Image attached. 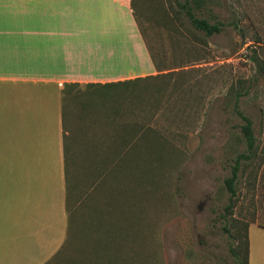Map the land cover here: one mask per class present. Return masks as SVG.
<instances>
[{
    "label": "rangeland",
    "instance_id": "1",
    "mask_svg": "<svg viewBox=\"0 0 264 264\" xmlns=\"http://www.w3.org/2000/svg\"><path fill=\"white\" fill-rule=\"evenodd\" d=\"M185 3L222 31L195 30ZM131 8L155 79L66 94L68 228L49 264H236L232 251L242 259L246 237L264 245V72L252 60L264 68V0H131ZM237 95L256 148L227 212L224 180L247 154Z\"/></svg>",
    "mask_w": 264,
    "mask_h": 264
},
{
    "label": "crops",
    "instance_id": "2",
    "mask_svg": "<svg viewBox=\"0 0 264 264\" xmlns=\"http://www.w3.org/2000/svg\"><path fill=\"white\" fill-rule=\"evenodd\" d=\"M154 74L131 0H0V264H49L66 240L68 91Z\"/></svg>",
    "mask_w": 264,
    "mask_h": 264
},
{
    "label": "trees",
    "instance_id": "3",
    "mask_svg": "<svg viewBox=\"0 0 264 264\" xmlns=\"http://www.w3.org/2000/svg\"><path fill=\"white\" fill-rule=\"evenodd\" d=\"M181 9L184 11V14L187 16L188 20L190 21L194 29L204 33L206 37H211L212 35L219 34L222 31V24L220 22L211 24L209 23L207 19L195 18L188 3H185L183 6H181ZM252 60L254 63L258 65V70L260 69L262 72H264V68L260 66L258 60L253 58V56H252ZM154 79H155L154 77L149 76V77L125 80L124 82H120L119 84H124V87L131 88V87H137L139 84H142L143 82H148ZM108 85H117V84L112 83ZM238 97L239 95H237V98L234 104V113L243 122V124L240 126V132L245 142L247 154L242 153L236 156V158L233 160V166H231V176L224 180L226 191L229 194V199H228L229 205L226 208L227 212H229L234 207L235 198L237 197L235 184L238 180L241 163L253 159L255 155L254 151L256 148V139H255L253 128H252V122L248 117H246L242 112L238 110L237 108ZM247 239L248 237H246V248H245L242 259L237 253L232 251L235 257L236 264H248V241Z\"/></svg>",
    "mask_w": 264,
    "mask_h": 264
}]
</instances>
